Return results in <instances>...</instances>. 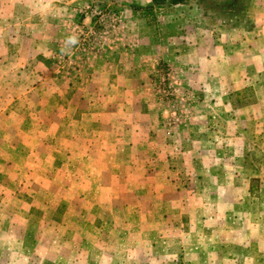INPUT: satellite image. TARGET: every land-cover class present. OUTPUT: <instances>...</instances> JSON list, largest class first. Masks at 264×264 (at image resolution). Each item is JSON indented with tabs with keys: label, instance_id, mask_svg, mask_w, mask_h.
<instances>
[{
	"label": "rangeland",
	"instance_id": "rangeland-1",
	"mask_svg": "<svg viewBox=\"0 0 264 264\" xmlns=\"http://www.w3.org/2000/svg\"><path fill=\"white\" fill-rule=\"evenodd\" d=\"M166 2L0 0V264H264V0Z\"/></svg>",
	"mask_w": 264,
	"mask_h": 264
},
{
	"label": "trees",
	"instance_id": "trees-1",
	"mask_svg": "<svg viewBox=\"0 0 264 264\" xmlns=\"http://www.w3.org/2000/svg\"><path fill=\"white\" fill-rule=\"evenodd\" d=\"M163 2H166V0H162ZM187 0H169L166 3L168 5H178V4H183L185 3Z\"/></svg>",
	"mask_w": 264,
	"mask_h": 264
},
{
	"label": "crops",
	"instance_id": "crops-1",
	"mask_svg": "<svg viewBox=\"0 0 264 264\" xmlns=\"http://www.w3.org/2000/svg\"><path fill=\"white\" fill-rule=\"evenodd\" d=\"M33 14V13H32ZM36 23H38V22H36V21H32V25H35ZM37 58H39V57H37ZM222 78H220V80H221Z\"/></svg>",
	"mask_w": 264,
	"mask_h": 264
}]
</instances>
